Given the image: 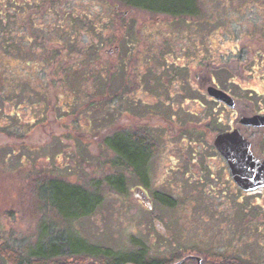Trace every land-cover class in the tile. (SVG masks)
Wrapping results in <instances>:
<instances>
[{"label": "flooded vegetation", "instance_id": "obj_1", "mask_svg": "<svg viewBox=\"0 0 264 264\" xmlns=\"http://www.w3.org/2000/svg\"><path fill=\"white\" fill-rule=\"evenodd\" d=\"M161 13L176 21L171 14ZM17 18L22 21L16 24L21 33L13 36L8 51L0 50V90L9 85L6 94L16 97L5 102L13 107L20 95L30 97L28 92H20L21 87H30L70 112L67 108L76 104L82 86L83 56L88 57V63L96 61L98 41L90 40L91 49L87 45L83 48L81 27L52 34L51 23L43 18ZM57 19L62 29L64 16ZM168 20L157 17L152 28L121 20L126 49L120 60L110 59L107 77H102L107 79L104 92L110 98L108 106L121 110L128 124L122 133L105 140L115 155L109 165L136 176L133 190L146 210L154 211L156 203L179 208L188 215L190 228L213 233V241H204L205 245L227 243L229 249L240 250L251 242L264 249V18L259 30L233 31L227 37L224 24L218 27L225 30L223 36L214 40L211 25L215 20L201 19V28L190 19H185V25L174 23L171 25L177 28H169ZM133 31L138 33L130 36ZM119 48L115 45L106 50L113 54ZM93 68L91 73L96 75L103 66ZM19 106L0 116L5 121L14 117L22 120L16 111ZM115 111L109 115L115 117ZM28 129L20 124L13 128L12 136L22 143ZM146 137L148 150L141 153L138 162L127 157L121 161L116 149L120 138L139 142L146 150ZM4 141L1 146L8 145L9 139ZM50 182L42 181L47 197ZM195 207H201V221ZM205 223L216 226L205 229ZM158 226L159 232L169 237L163 226ZM243 234L252 236L246 239ZM196 257H201L200 264H254L241 252L225 256L184 253L179 261L197 264ZM255 260L264 263V257Z\"/></svg>", "mask_w": 264, "mask_h": 264}, {"label": "rangeland", "instance_id": "obj_2", "mask_svg": "<svg viewBox=\"0 0 264 264\" xmlns=\"http://www.w3.org/2000/svg\"><path fill=\"white\" fill-rule=\"evenodd\" d=\"M195 3L193 12L173 16L176 17V21H173L170 15L130 8L116 0H0V50L3 52L9 50L13 36L21 33L16 24L22 21H17V17L43 18L45 22L51 23L52 34L66 33L67 30L74 31L81 27L82 34L79 36L83 48L87 45L91 49L90 40L98 41L97 60L88 63V57L83 56L85 61L80 71L82 86L80 90L77 89L78 101L67 108L70 109L68 113L59 104L49 102L30 87H21L20 92H28L31 96L26 98L20 95L12 107L5 101L9 97H16L6 94L9 85L3 83V90H0L3 92V97H0V115L10 113L20 104L16 111L21 114L22 120L14 117L5 121L0 116V142L9 139L8 145H0V244L14 248L27 258L47 257L44 254L48 255L50 242L62 243L65 248H60L59 259L55 258L52 264L74 257L69 248L71 245L68 242L72 243L69 239L85 242L89 246L108 247L118 253L142 245L147 248L148 258L166 260L185 252L201 256L204 253L225 256L227 253L241 252L243 257L252 259L254 264H264L255 260L264 257V249L253 246L251 242L240 250L229 249L230 244L227 243L205 245L204 241H213V233H207L200 227L190 228L188 215L179 208H165L156 203L154 211L146 210L137 202L133 190L138 182L136 176L122 167L109 165L115 155L107 148L105 140L115 133H122L128 124L121 110L115 111L108 106L110 98L104 92L107 79L102 77H107L110 59L120 60L122 51L126 49V34L122 33L121 20H134L152 28L155 19L160 17L169 19V28H177L171 24L185 25V19H190L201 28V19L208 18L211 22L216 21L213 26L210 24L213 28L211 38L214 40L215 37L223 36L225 30L226 37L233 35V31L247 33L251 28L259 30L258 25L264 18V0H195ZM63 16L65 21L61 29L56 22L57 18ZM44 21L36 23L44 25ZM224 24L225 30H220L218 27H224ZM94 25H98L99 29L96 30ZM86 28L87 32L84 31ZM146 31L154 33V30ZM136 33L133 31L130 36ZM115 45L120 47L115 53L106 50ZM94 65L103 66L96 70V75L90 70ZM2 67L0 60V70ZM49 75L52 73L49 72ZM111 111H115V117L109 115ZM20 124L29 126L28 135L24 136L22 143L12 136L15 134L13 128H18ZM38 138L41 140L37 141ZM146 139L145 147L148 150V137ZM153 173L155 176V171ZM109 176H113L114 180L124 178L123 193L114 190L109 180L105 181ZM47 179L81 186L95 195L97 189H102L99 192L102 200L93 212L67 217L63 212L53 210L47 203L42 183ZM194 209L201 221V207ZM159 224L168 232L169 237L159 232ZM202 226L209 229L216 224L205 223ZM250 236L243 234L246 239ZM41 245L42 254H38L37 248ZM86 260L85 264L100 262V259ZM5 263L0 258V264Z\"/></svg>", "mask_w": 264, "mask_h": 264}, {"label": "trees", "instance_id": "obj_3", "mask_svg": "<svg viewBox=\"0 0 264 264\" xmlns=\"http://www.w3.org/2000/svg\"><path fill=\"white\" fill-rule=\"evenodd\" d=\"M127 7L135 8L139 10H145L152 13L166 12L172 16L186 15L195 10V0H116ZM119 142V143H118ZM116 145L117 151L120 153V159L123 161L124 157L129 158L131 161H139L141 153L147 152L144 147L136 141H118ZM114 190L119 193H123V178L114 180L111 176L108 179ZM105 181L106 178H105ZM48 197L46 199L49 206L58 212H63L67 217H72V214H87L93 212L100 201L102 200L101 195L97 189V195L91 193L86 188L81 186L62 183V182H50L48 187ZM70 249H72L73 258L64 260L58 264H85L86 259H100L99 264H174L183 257L184 253L174 255L168 260L148 258L146 255L147 248L142 245H138L129 251H123V253L112 252L108 247L89 246L85 242L79 240H68ZM43 246L38 247V254H42ZM60 248L63 250L65 247L60 243L50 242L47 257H23V254L9 248L6 244H0V258L6 261L5 264H52L55 258L60 255ZM57 250V251H56ZM189 253V252H185ZM57 255V257H55ZM69 258V257H68ZM180 264H193L188 260L181 262ZM207 264V263H204Z\"/></svg>", "mask_w": 264, "mask_h": 264}, {"label": "water", "instance_id": "obj_4", "mask_svg": "<svg viewBox=\"0 0 264 264\" xmlns=\"http://www.w3.org/2000/svg\"><path fill=\"white\" fill-rule=\"evenodd\" d=\"M196 259H197V264H200V263H201V257H196ZM182 261H183V260L178 261V262H176L175 264H180Z\"/></svg>", "mask_w": 264, "mask_h": 264}]
</instances>
